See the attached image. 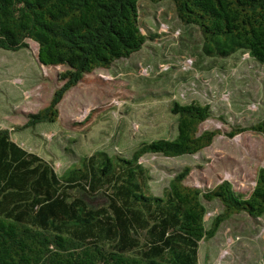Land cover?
I'll use <instances>...</instances> for the list:
<instances>
[{
  "label": "trees",
  "instance_id": "1",
  "mask_svg": "<svg viewBox=\"0 0 264 264\" xmlns=\"http://www.w3.org/2000/svg\"><path fill=\"white\" fill-rule=\"evenodd\" d=\"M142 1L170 2L183 25L198 28L205 57L241 53L264 65V0H0V50L27 49L29 40L39 65L64 69L48 105L18 130L56 123L59 103L86 75L142 49ZM169 111L173 139L143 142L130 158L96 151L62 175L0 130V264H198L199 243L232 215L264 216V168L248 196L228 181L206 191L185 186L188 169L161 197L146 192L143 155H194L219 134L199 133L211 117L207 104L173 102ZM248 130L264 135V119ZM99 196L104 203L93 205ZM203 200L223 206L208 228Z\"/></svg>",
  "mask_w": 264,
  "mask_h": 264
},
{
  "label": "rangeland",
  "instance_id": "2",
  "mask_svg": "<svg viewBox=\"0 0 264 264\" xmlns=\"http://www.w3.org/2000/svg\"><path fill=\"white\" fill-rule=\"evenodd\" d=\"M139 5L141 32L149 38L142 49L86 75L64 95L54 124L17 129L28 114L48 105L64 69L39 65L37 45L29 40L27 49L0 50V130H10L16 144L62 175L96 151L130 158L143 142L173 139V102L207 104L211 117L199 125V133L219 134L194 155H143L146 192L161 197L170 180L188 169L185 186L206 191L228 181L248 196L264 168V135L248 130L264 119V65L241 53L205 57L198 28L183 25L170 2ZM236 128L245 131L229 137ZM103 203L100 196L92 202ZM202 203L208 228L223 206L217 200ZM198 264H264V216L232 215L212 239L199 243Z\"/></svg>",
  "mask_w": 264,
  "mask_h": 264
}]
</instances>
